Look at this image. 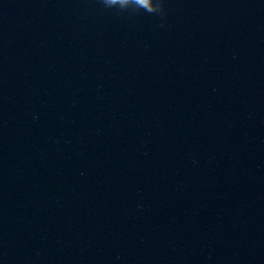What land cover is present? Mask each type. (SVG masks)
Returning <instances> with one entry per match:
<instances>
[{"label":"water","instance_id":"95a60500","mask_svg":"<svg viewBox=\"0 0 264 264\" xmlns=\"http://www.w3.org/2000/svg\"><path fill=\"white\" fill-rule=\"evenodd\" d=\"M41 104L42 0H0V264H31Z\"/></svg>","mask_w":264,"mask_h":264},{"label":"clouds","instance_id":"9594fccd","mask_svg":"<svg viewBox=\"0 0 264 264\" xmlns=\"http://www.w3.org/2000/svg\"><path fill=\"white\" fill-rule=\"evenodd\" d=\"M105 7H117L121 11L133 9L139 11L143 9L145 12L159 13L161 16L165 15L163 9V0H101Z\"/></svg>","mask_w":264,"mask_h":264}]
</instances>
